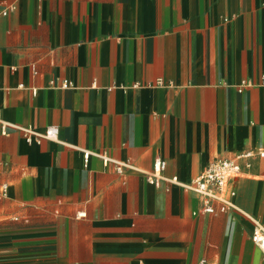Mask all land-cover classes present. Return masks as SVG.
<instances>
[{"label":"crops","instance_id":"1","mask_svg":"<svg viewBox=\"0 0 264 264\" xmlns=\"http://www.w3.org/2000/svg\"><path fill=\"white\" fill-rule=\"evenodd\" d=\"M260 148L264 0H0V264H264V157L168 181Z\"/></svg>","mask_w":264,"mask_h":264},{"label":"built area","instance_id":"2","mask_svg":"<svg viewBox=\"0 0 264 264\" xmlns=\"http://www.w3.org/2000/svg\"><path fill=\"white\" fill-rule=\"evenodd\" d=\"M7 13V11H5ZM70 82L65 80L62 83L63 87H68ZM24 136L28 142L41 141L43 139L59 140L60 130L56 126L46 128L44 131H37L31 127L22 128ZM89 154H86L88 157ZM255 155L264 157V148H260L258 151H246L238 154L233 158H220L212 162L204 171H202L197 177L190 182H181L177 177L168 179L170 183H176L187 190L194 191L203 197V212H215L216 206L214 202L220 203V209L226 210L228 207H232L233 204L227 197V184L229 180L242 173V160H246L250 165L249 160ZM106 162H109V158L104 157ZM166 163L163 160H157L155 162L154 170L147 172V180L154 185H159L162 180H165L162 171L165 169ZM124 167L134 168L129 162H118L117 168L119 171ZM0 196H6L8 193V185H3L0 191ZM252 241L260 246L264 250V226L260 223H256V227L251 235ZM200 264H207L206 260H202Z\"/></svg>","mask_w":264,"mask_h":264}]
</instances>
